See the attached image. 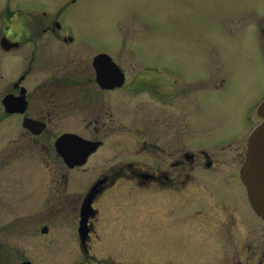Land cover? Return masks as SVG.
<instances>
[{
  "label": "flooded vegetation",
  "instance_id": "af4514ba",
  "mask_svg": "<svg viewBox=\"0 0 264 264\" xmlns=\"http://www.w3.org/2000/svg\"><path fill=\"white\" fill-rule=\"evenodd\" d=\"M4 1L0 13V209L11 212L17 207L11 185L3 184L4 166L19 160L30 171L37 159L49 179L42 192L44 202L59 209L63 222L70 225L60 223L78 242V264H108L109 249L102 242L111 240L113 247V241L129 239L127 222L141 231L144 249H152L157 256L155 264H264V220L251 208L240 177L246 141L262 122L257 109L264 100V87L257 103L247 102L248 95L259 89L256 74L264 72L258 67V63L264 65V7L246 24L227 25L233 32L237 27L246 31L255 21L249 36L257 58L255 66L249 65L257 70L252 74L258 82L251 88L250 78L226 72L212 91L204 74L205 92L192 94L193 82L186 86L189 79L180 70L140 63L137 46L125 48L128 64L143 69L137 72L134 85L140 87L126 89L127 74L111 52L80 39L65 23L66 6L77 0L54 13L42 5ZM12 22L21 23L16 25L19 31L13 32L22 33L19 40L9 38ZM240 36V43L249 46L248 36ZM47 37L52 41H46ZM69 51L79 57L72 54L62 61ZM111 61L120 73L111 75ZM140 75L154 81L143 82ZM157 80L172 82V94H165ZM153 85L156 88L147 89ZM180 86L186 110L180 109ZM243 90L247 96L239 94ZM142 92L149 100L133 101L120 112V104L130 103ZM121 93L129 99L116 100ZM165 106H171L170 115H165ZM64 136L77 146L63 144L59 153L56 142ZM23 191L25 201L35 200L33 185ZM109 205L111 224L126 222L119 223L121 228L111 227L103 238L97 225L101 217L108 220L103 208ZM43 228L47 234L46 226L41 233ZM26 233L30 235L31 230ZM20 252L17 247L7 250L1 263L33 264L25 256L21 259Z\"/></svg>",
  "mask_w": 264,
  "mask_h": 264
},
{
  "label": "rangeland",
  "instance_id": "374dc122",
  "mask_svg": "<svg viewBox=\"0 0 264 264\" xmlns=\"http://www.w3.org/2000/svg\"><path fill=\"white\" fill-rule=\"evenodd\" d=\"M17 1L27 2L32 6L42 5L49 13L58 12L70 3V0ZM3 5H6L5 1L0 0V13ZM262 7H264V0H77L75 4L70 7L66 6L67 10H64L66 11L65 23L76 31L80 39L94 42L100 50L111 52V57L127 74L126 89L140 87L134 85L138 81L137 72H142L143 69L135 68L136 71L128 64L126 59L128 49L125 48L137 46L140 50L138 55L141 53L140 63L157 67L166 66L168 71L171 69L180 70L189 79L186 86L193 82L192 94L205 92L204 81L207 77L204 74L209 77L212 91L219 85L221 75L226 72L230 75H241L245 80L250 78V87L251 82L253 83L259 75L258 81L261 80L257 84L259 89L248 95L247 103L250 104L258 102L262 95L260 90L264 87V72L256 74L255 79L252 73L257 70H253L249 65L251 63L252 66H255L253 62L257 58V54L252 51V39L249 36L256 24L255 21L251 23L246 31H240V28L237 27L234 32L227 25L229 22L236 21L239 25L246 24L256 17L255 14ZM26 22L28 23V21ZM17 24L21 23H9L10 39H20L17 37L22 33L14 34L15 31H19ZM238 31L240 32L237 33ZM240 35L248 36L249 46L246 45V42L244 45L240 43ZM25 37L23 36L22 40ZM46 41H52V39L47 37ZM259 52L262 56L263 50L260 49ZM26 54L29 56L27 50ZM72 54L79 57L76 51H69L63 54L62 61L67 62L66 59L71 58ZM246 61L248 64L244 63ZM258 65L259 69L264 71V65L260 66L259 63ZM140 76L138 78L143 82L154 81L149 77ZM158 82L159 88L163 89L165 94H172L174 88L172 82L161 80ZM154 88H156L155 85L147 89ZM183 88V86L179 88L182 95L179 105L181 110H186L185 101L182 99L185 96ZM243 92L241 91L239 94L247 96L246 90ZM121 94L115 99L123 102L125 99H129L123 96L124 93ZM145 94V92L138 93L139 96L130 100V103L120 104L118 106L120 112L126 106L130 107L134 102L149 100ZM152 102L157 103L156 101ZM163 109L168 110L165 115H170L171 106H165ZM5 145L6 143H4ZM18 161L9 162L3 169V184L11 185V193L15 192L12 196L17 202V207L18 205L20 207L14 208L11 212L0 209V258L5 257L7 250L17 247L21 248V252L24 251V253L20 252V256H22L20 258L23 259L25 256L33 264L80 263L78 242L72 233L68 234L62 229L63 225L61 224L67 227L70 225L63 222L59 209L56 210L53 204L47 205L44 202L42 192L45 185H49V179L43 170L42 162L34 159L32 164L35 165L30 167V171H27L25 166L27 164ZM244 162L245 156L242 163L244 164ZM30 184L36 190L33 202H27L24 199L23 190ZM47 207L51 209H47ZM121 207L123 208V206ZM103 210L108 213L105 214V217L109 216L108 220L101 217L102 221L97 227L99 233H104L103 238H105L111 232V227L121 228L119 223L126 221L111 224L112 205L104 206ZM122 215L126 217L123 211ZM49 218L51 221L48 220ZM127 224L125 233L129 239L113 241V247H111V240L104 239L102 243L107 244L109 250L106 249V252L110 253V256L105 259L104 256L99 255V259L107 260L108 264H155L157 256L152 249L151 251L144 249L140 241L141 231L139 233L138 230L129 227H132V224L128 222ZM43 226L48 228L47 234L41 233ZM29 229L31 230L30 235L26 233V230ZM109 236L111 238V235ZM112 254L114 256L111 258ZM149 259L153 261H145ZM0 264L3 263L0 261Z\"/></svg>",
  "mask_w": 264,
  "mask_h": 264
},
{
  "label": "water",
  "instance_id": "95a60500",
  "mask_svg": "<svg viewBox=\"0 0 264 264\" xmlns=\"http://www.w3.org/2000/svg\"><path fill=\"white\" fill-rule=\"evenodd\" d=\"M113 73H120V71L111 61V75ZM257 112L262 122L251 132L246 141L245 162L240 170V177L246 189L247 199L251 208L257 216L264 220V100L258 107ZM63 144H69L70 147L77 146L76 143L70 142L64 136L56 142L57 152L62 153L61 147ZM88 204L89 199L82 211H86ZM42 232L46 233V228H43ZM23 264L29 263L25 262Z\"/></svg>",
  "mask_w": 264,
  "mask_h": 264
},
{
  "label": "bare ground",
  "instance_id": "6f19581e",
  "mask_svg": "<svg viewBox=\"0 0 264 264\" xmlns=\"http://www.w3.org/2000/svg\"><path fill=\"white\" fill-rule=\"evenodd\" d=\"M254 84H255V81H253V83L251 84V87H253Z\"/></svg>",
  "mask_w": 264,
  "mask_h": 264
}]
</instances>
